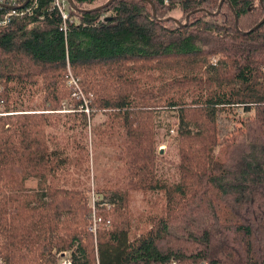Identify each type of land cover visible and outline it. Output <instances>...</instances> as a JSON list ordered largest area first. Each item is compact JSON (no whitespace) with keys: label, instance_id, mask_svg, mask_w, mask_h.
I'll use <instances>...</instances> for the list:
<instances>
[{"label":"trees","instance_id":"trees-1","mask_svg":"<svg viewBox=\"0 0 264 264\" xmlns=\"http://www.w3.org/2000/svg\"><path fill=\"white\" fill-rule=\"evenodd\" d=\"M72 1L63 20L54 0H23L13 7L22 14L0 29L6 264L49 263L53 251L69 249L71 264H264V22L249 32L264 17V0H149L156 17L147 0H114L97 12L90 9L108 0ZM2 9L0 16L9 8ZM178 16L179 25L164 21ZM67 68L80 78L90 110H108L122 128L115 133L106 123L92 132L122 163L130 190L164 192V215L140 233L130 232L114 206L92 214L82 192L89 156L72 155L84 145L60 147L48 134L64 101L75 110L83 103L71 100ZM36 90L43 93L36 110L50 113L18 104ZM160 105L177 109L179 178L172 184L157 175L162 156L152 108ZM219 107L245 116L215 151ZM79 115L86 128L87 115ZM29 177L36 192L23 189ZM95 204L105 205L100 198Z\"/></svg>","mask_w":264,"mask_h":264},{"label":"rangeland","instance_id":"rangeland-1","mask_svg":"<svg viewBox=\"0 0 264 264\" xmlns=\"http://www.w3.org/2000/svg\"><path fill=\"white\" fill-rule=\"evenodd\" d=\"M180 16L177 17V19ZM216 56L213 57L211 62L216 61ZM65 76V86L66 89H69V93L71 92V100H82V104H79L78 109L75 110V103L64 101L63 106L57 111L59 116L57 128H51L47 131L51 136H55V138L59 139L60 147L67 141L74 148L72 142L82 143L84 147H79L73 149L72 155L76 159L83 154V152L88 154V158H86L88 165V177L84 176L87 179V185L85 186V191L82 190L84 195L87 198L88 207L97 214L99 209L105 210L110 206H114L123 210V216L128 221L130 228V232L140 233L142 228H147L150 226V221L152 219H159L164 215L165 210V195L164 192L159 190H149V191H131L126 180L122 178L123 168L122 163L116 160L115 156H112L110 148L104 145L100 140L99 142H95L97 139L93 135V127L95 125L99 126L101 124H109L113 125L115 129L114 132H121L120 127L115 124L114 121H110V114L108 110L101 109H91L90 110V102L87 101L86 97L83 94V88L79 83V77L72 73V70L69 68L66 69ZM1 89V88H0ZM0 92H2L0 90ZM91 97V96H89ZM189 100V99H187ZM18 104L20 107L27 108L31 110L28 113H50L44 112L41 109L40 104L43 101V93L41 91H34L30 95L26 94L18 97ZM12 108V107H11ZM36 110V111H35ZM177 109H170L165 106H158L152 108L153 113L156 116L155 122V134H156V147L160 152L162 158L157 160V175L161 178V180H167L169 183H176L179 178V159L178 153L175 145L174 137L178 128V119L176 115ZM0 111L4 112V105L0 102ZM80 111H83L87 116V126L86 128L82 125V119H80ZM77 114H73L76 113ZM11 113H14L11 112ZM17 114V113H14ZM245 114L243 110L240 108L228 107V108H218L216 112V123L218 124V146L215 151H221L223 148V142L230 137V135L235 132L237 133L241 128L242 119ZM71 127V129L69 128ZM54 145L51 144V147ZM69 155H71L70 149H68ZM121 171V172H120ZM22 186H24V190L28 192L37 191L38 182L34 178H25L22 182ZM108 187H110L108 190ZM81 189V188H80ZM88 191V192H87ZM99 192V194L97 193ZM115 192V193H114ZM125 192V202H121L118 198H124ZM98 194V196L96 195ZM114 193V194H113ZM120 196H117V195ZM100 198V201L104 204H95V200ZM111 200V203H110ZM107 204V205H106ZM111 204V205H108ZM110 220V218H109ZM111 223H108L109 225ZM108 225V228H109ZM138 228L135 230V228ZM90 227V226H89ZM88 227V231H89ZM142 227V228H141ZM90 232V231H89ZM137 235V234H136ZM72 249L66 250L64 253L69 257ZM63 254H60L56 251H53L52 255L48 256L49 263L45 262L46 258H42L39 263L36 264H57L60 263L61 257ZM5 256L0 253V264H6Z\"/></svg>","mask_w":264,"mask_h":264},{"label":"built area","instance_id":"built-area-1","mask_svg":"<svg viewBox=\"0 0 264 264\" xmlns=\"http://www.w3.org/2000/svg\"><path fill=\"white\" fill-rule=\"evenodd\" d=\"M23 0H0V11L3 10L2 9V5H7L9 9H6L5 10V13L0 16V29H3L6 27V25L8 23H10V20L19 15V14H22L18 11H15V6H18ZM165 3H168L167 0L164 1ZM54 6L57 7L56 9L59 11V13L61 14L62 16V19L63 20H67L68 19V14H67V8H68V4L66 2V0H54ZM63 30L65 31L66 30V26L64 25L63 26ZM1 102V101H0ZM0 115H5L4 113H1L0 111ZM96 219V218H94ZM95 225V224H93ZM94 231V229L92 228L91 231ZM63 256L61 257V261L60 263H57V264H71V257L69 255V257H67V254L66 253H62ZM172 264H183V263H176V262H172ZM202 264H210V262H204Z\"/></svg>","mask_w":264,"mask_h":264},{"label":"water","instance_id":"water-1","mask_svg":"<svg viewBox=\"0 0 264 264\" xmlns=\"http://www.w3.org/2000/svg\"><path fill=\"white\" fill-rule=\"evenodd\" d=\"M114 0H108V1H106L105 3H103V4H101V6L100 7H96L95 9L93 8V9H90V11H92V10H94L95 12H97V11H99V10H101V8H104V7H106V6H109L112 2H113ZM148 1V3H150L151 5V8H152V14H153V17H156V10H155V6H154V4L153 3H151L149 0H147ZM261 1H263V0H261ZM260 1V2H261ZM26 2H27V0H26ZM66 2H67V4H68V6H71L72 7V9H74L76 6L73 4V1L72 0H66ZM222 3H223V1H222ZM221 4V3H220ZM219 9H220V5H219V7H218V10L216 11L217 13L219 12ZM188 17L189 16H187L186 17V21L188 20ZM170 19H172L177 25H179L180 24V22L177 20V18H175V17H170V18H166L164 21L165 22H168ZM263 22H264V17H263V19L260 21V23H258V24H256L255 26H253V29H251L249 32H252L253 30H255L256 28H258L259 26H261L262 24H263ZM235 25L237 26V19L235 18ZM260 28V27H259Z\"/></svg>","mask_w":264,"mask_h":264}]
</instances>
